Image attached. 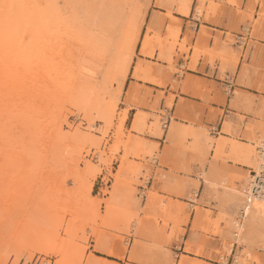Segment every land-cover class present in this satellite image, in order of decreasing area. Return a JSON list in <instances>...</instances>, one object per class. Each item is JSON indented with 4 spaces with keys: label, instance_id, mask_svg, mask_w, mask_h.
<instances>
[{
    "label": "rangeland",
    "instance_id": "obj_1",
    "mask_svg": "<svg viewBox=\"0 0 264 264\" xmlns=\"http://www.w3.org/2000/svg\"><path fill=\"white\" fill-rule=\"evenodd\" d=\"M262 136L264 0H0V264H264Z\"/></svg>",
    "mask_w": 264,
    "mask_h": 264
},
{
    "label": "crops",
    "instance_id": "obj_2",
    "mask_svg": "<svg viewBox=\"0 0 264 264\" xmlns=\"http://www.w3.org/2000/svg\"><path fill=\"white\" fill-rule=\"evenodd\" d=\"M192 23L195 25L194 31H195V34H197L199 32L201 22L192 21ZM203 25L208 29L207 32L211 36L209 38V45L213 46L215 43V39L217 38L218 39L217 47L219 49L221 42L225 38L224 33L227 31L225 28V25H219L217 23H212V22H204ZM220 32H222V34H220ZM195 40H196V38L194 39L193 42H195ZM241 65H242V58H241V63L239 62L238 67H237L238 73L241 72ZM193 67H194L193 69H188V71H187V74H189L190 76L193 77L192 78L193 81L199 82V81H202L200 79H205L208 82H213L216 84L214 86L215 90H219L221 88H225L226 86H229L227 83V80H225V77H228L231 73L221 71L220 62L218 59H215L213 63H210L209 61L204 63V57L201 56L200 58H198L197 61H195V63L193 64ZM184 90L189 91V87L187 86ZM194 90H196V89H194ZM194 90L192 89L193 93L199 94L198 90L197 91H194ZM242 90L247 92L248 94L254 95L255 97L257 96V93H255L252 89L242 88ZM173 94L175 95V99H174V104H173V107L171 110V114L177 113L178 116L182 117V118H179V117L176 118L175 121L179 122V123L184 122L182 120L183 117L184 118L193 117V113L189 112V107L193 106L194 104L197 107H202L204 109L205 114L208 113V111H209L207 108L209 106V104H211V107H213L214 109L222 110L224 108V107H222V104H219V103H213L212 104V103L207 102L206 100H200L198 98H192L191 96H186L184 94H181V88L178 89ZM246 98L250 101L251 106L253 105V103L256 104L255 98L248 96V95H246ZM170 104H172V103H170ZM228 111L229 110H226V113ZM131 113H133L132 109H131ZM230 113H234V112H230ZM184 123H186V122H184ZM155 141H158V140H155ZM158 142H160V141H158ZM252 158H253V161H252V164L250 165L251 168L254 167V164H255V153L253 154ZM152 181L153 180L150 179L149 185H151Z\"/></svg>",
    "mask_w": 264,
    "mask_h": 264
},
{
    "label": "bare ground",
    "instance_id": "obj_3",
    "mask_svg": "<svg viewBox=\"0 0 264 264\" xmlns=\"http://www.w3.org/2000/svg\"><path fill=\"white\" fill-rule=\"evenodd\" d=\"M261 144L264 145V136H262V138L258 139L256 148L259 147V145H261ZM252 169L255 170L257 173H259L261 169H264V156L263 155L255 154V164H254V167H252ZM262 176L263 177L261 179H262L263 183L260 185V190L257 192L258 195H255L249 203H246L245 200L242 203V207H244V215H245V211L247 209L248 210L251 209V212L253 213L251 218L253 220L254 219L255 220H261L264 217V175H262ZM251 179H252V176H250V179H248V181H247V184H246V187L244 190V197L246 195V190L248 188H250L249 185L251 183Z\"/></svg>",
    "mask_w": 264,
    "mask_h": 264
},
{
    "label": "built area",
    "instance_id": "obj_4",
    "mask_svg": "<svg viewBox=\"0 0 264 264\" xmlns=\"http://www.w3.org/2000/svg\"><path fill=\"white\" fill-rule=\"evenodd\" d=\"M257 152H258V154L264 156V145L263 144H261V145H259V147H257ZM251 171L253 174H252L251 183L249 185L250 188H248L246 190L247 196L245 195V197H244V200L246 201V203H249L255 195H258L257 192L260 190V185L263 183L261 178L263 177L262 175H264V169H261L259 173H257L253 169ZM240 214H241V216H244V207H242L240 209Z\"/></svg>",
    "mask_w": 264,
    "mask_h": 264
}]
</instances>
